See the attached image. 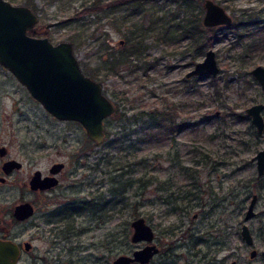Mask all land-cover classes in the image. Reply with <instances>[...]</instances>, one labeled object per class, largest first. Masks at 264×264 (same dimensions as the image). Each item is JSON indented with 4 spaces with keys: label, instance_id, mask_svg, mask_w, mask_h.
I'll use <instances>...</instances> for the list:
<instances>
[{
    "label": "rangeland",
    "instance_id": "374dc122",
    "mask_svg": "<svg viewBox=\"0 0 264 264\" xmlns=\"http://www.w3.org/2000/svg\"><path fill=\"white\" fill-rule=\"evenodd\" d=\"M11 1L39 14L30 27L36 35L73 41L84 71L99 68L94 76L116 103L105 120L106 136L97 142L79 121L51 114L0 63V143L18 156L37 150L44 170L54 160L66 162L60 184L44 193L43 211L34 216L40 223L34 251L47 257L37 264H113L119 254L147 243L131 239V221L139 215L154 227L159 246L146 264H264V174L258 175L253 159L264 136L245 113L264 101L251 73L264 65V0H215L234 22L245 10L260 11L259 23L242 26V38L232 25H216L206 30L211 41L199 52L187 37L161 40L164 22L153 28L151 14L183 21L199 10L203 15V0L189 7L178 0H126L116 8L115 0H100L111 15L81 18L75 11L93 0ZM55 20L60 22L47 26ZM131 29L144 35L139 65L108 71L107 55L127 46L111 42L127 39ZM210 47L217 52L218 75L187 77ZM20 192L12 187V201ZM254 193L256 213L245 219ZM66 203L79 208L71 218L57 213ZM244 222L254 235L252 245L241 235ZM33 230L24 229L26 236ZM252 248L258 250L254 257Z\"/></svg>",
    "mask_w": 264,
    "mask_h": 264
},
{
    "label": "water",
    "instance_id": "95a60500",
    "mask_svg": "<svg viewBox=\"0 0 264 264\" xmlns=\"http://www.w3.org/2000/svg\"><path fill=\"white\" fill-rule=\"evenodd\" d=\"M203 23L205 26L231 24L233 16L221 3L215 0H204ZM39 14L28 4L13 3L11 0H0V63L7 67L37 98L43 106L59 119L77 120L83 124L91 139L102 142L106 134L104 119L116 110L115 102L104 91L99 80L86 73L79 57L75 54L71 40L53 42L47 35H35L29 28L37 23ZM60 20L48 23L56 25ZM125 39L111 42L120 45ZM221 67L217 52L213 47L206 50L204 58L198 60L187 71L186 76L212 75L217 76ZM252 72L264 88V65L257 64ZM264 102L258 101L247 106L245 113L251 118L259 136L264 134ZM257 159L258 174L264 173V148L254 156ZM20 163L11 159L7 161V171ZM64 162H57L51 171L57 172ZM32 188H48L58 183L53 175L42 176L37 170L31 178ZM258 195L255 193L248 205L245 219L255 215ZM17 216L23 218L33 212L29 201L16 205ZM131 224L133 241L144 240L147 243L136 248L132 253H121L113 264H146L159 252L154 242L155 229L143 215L135 217ZM241 235L248 244L254 243V235L250 226L244 222ZM29 242L26 243L28 247ZM20 246L10 238H0V264H18ZM264 254V249H263ZM257 249L250 250L255 256ZM233 260L230 264H236Z\"/></svg>",
    "mask_w": 264,
    "mask_h": 264
},
{
    "label": "flooded vegetation",
    "instance_id": "af4514ba",
    "mask_svg": "<svg viewBox=\"0 0 264 264\" xmlns=\"http://www.w3.org/2000/svg\"><path fill=\"white\" fill-rule=\"evenodd\" d=\"M203 2H204V0H203ZM202 21H203V15H202ZM233 22H234V17H233L232 23L229 25L230 26L233 25ZM249 24H252V23H249ZM220 25H227V24H220ZM206 27H209V26H206ZM212 27H214V26H212ZM125 42H126V40H125ZM135 62H136V60H135ZM149 63H151V62H149ZM252 69H251V73L254 76ZM88 74L95 78L94 75H92L90 73H88ZM202 75H207V74H202ZM195 76H201V75H195ZM101 84H102V82H101ZM261 88L264 90L262 85H261ZM263 111H264V109H263ZM106 118L104 119V122H105ZM69 120H71V119H69ZM180 125H182V123H179L178 126H180ZM106 132H107V126H106ZM105 136H106V134H105ZM263 136H264V134L261 137H263ZM254 156H253V159H256V158H254ZM40 157H42V154H39V152L37 150H35L34 152H27L26 151L21 156H18L16 154H12V147L10 145H8L6 141H4L3 143H0V238H10V239H13L14 241H16L18 243V245L20 246V249H21L20 256L18 259V264H25L24 260H26V259L30 260L31 264H37V262L39 260L44 261L47 259V257L45 255H42L41 253L34 251V241L33 240L37 236V233L39 232L38 227H40V223L37 221V219L34 216L38 215L39 209L41 211H43V206L41 205V200L43 198L44 193H46V194L50 193V191H53L60 184L61 174H62L64 168L66 167V162L54 160V161H52V163L48 167V170H44L41 165H38V162L40 163ZM11 159L17 160L20 163V166H17L16 164H14V166L12 168H9V170L7 171V161L11 160ZM85 161H86V159L84 160V162ZM57 162H64V166L61 167V169L58 170L57 172L53 173L51 171V167H53V165ZM256 163H257V159H256ZM37 170L41 171L42 176H45V175L56 176L58 178V183L51 186V187L45 188V189L32 188L30 181H31L32 176L34 175V173ZM259 176H261V175H259ZM13 186H16V187L21 189L19 198H16L14 201H12V198H11V189ZM28 194L32 195V197L31 198L28 197L27 196ZM25 201L31 202V204L33 205V212L29 216L21 218V217L17 216L15 209H16L17 204H19L21 202H25ZM257 201H258V198H257ZM75 212L76 211L72 207H70L68 203H66V204H64L58 208L57 213L63 214L65 217H70L72 214H75ZM39 215H43V212H40ZM20 226H21V231H16V228H20ZM26 228L34 229L32 231L33 234H31L32 235L31 237L26 236L25 231H24V229H26ZM27 242L30 243V245L28 247L26 246ZM154 242L157 244L156 241H154ZM26 254H27V256H25ZM257 254H258V250H257ZM262 254H263V252H262ZM46 263L49 264V262H46Z\"/></svg>",
    "mask_w": 264,
    "mask_h": 264
},
{
    "label": "trees",
    "instance_id": "16d2710c",
    "mask_svg": "<svg viewBox=\"0 0 264 264\" xmlns=\"http://www.w3.org/2000/svg\"><path fill=\"white\" fill-rule=\"evenodd\" d=\"M136 3H139L140 0H133ZM179 4L183 3L187 4V7L192 5V0H178ZM114 7H119L126 3V0H115ZM115 10V9H114ZM113 10L109 12L100 5V0H93V2L89 4H84V6L75 11L76 17H82L87 14H96L98 16H106L111 15ZM254 12V13H253ZM247 11L245 10L243 13V17L240 18V21L233 22L231 27L235 28L236 31L239 32V37L242 38L243 32L240 28L249 23L257 25L259 23L260 11ZM171 18V17H170ZM165 16L162 15H153L151 14V21L153 28L160 26L161 22H164L165 28L162 31V34L159 36L161 40L167 41L169 39H180V38H189L190 46L193 47L194 51L199 52L201 49L205 48L209 45L211 38L206 36V30H212L211 27H206L202 21V10L193 12L189 16L185 17L183 21L177 22H166ZM131 33L125 38L127 42V46L122 47L118 53H109L107 55L106 68L108 71L116 72L121 64L130 63L133 67L139 65L135 60H138L142 57L143 52L145 50V44L143 39L144 35L139 33L137 34V29H131ZM29 32L31 34H36L35 27L29 28ZM130 41V46H128V42ZM252 44V43H251ZM150 65V63H148ZM99 72V68H92L90 74L96 75ZM162 114L166 115L167 112H162ZM242 114V113H240ZM162 121H154V124H160ZM75 211L79 210V208L72 207Z\"/></svg>",
    "mask_w": 264,
    "mask_h": 264
}]
</instances>
